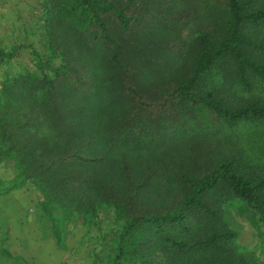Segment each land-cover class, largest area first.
Returning <instances> with one entry per match:
<instances>
[{
    "label": "trees",
    "instance_id": "1",
    "mask_svg": "<svg viewBox=\"0 0 264 264\" xmlns=\"http://www.w3.org/2000/svg\"><path fill=\"white\" fill-rule=\"evenodd\" d=\"M57 2L59 25L68 23L66 17L75 24L68 23L71 27L65 32L67 36L49 32L47 57L34 53L38 73L17 75L2 88L0 158L11 161L24 179L36 180L46 202L63 207L78 201V208L85 212L104 206L120 214L116 167L107 168L102 158L82 159L79 152L87 151L83 137L87 142L94 140V149L104 154L115 148L142 151L151 140L147 141L146 136L142 140L138 138L144 131L141 126L120 127L114 135L113 119L127 116L131 102L125 96L115 98L106 93L103 86L95 85L96 90L87 94L92 102H96L92 99L94 95L108 94L105 102L108 110L97 112L101 108L99 103L90 109L89 115L95 118L92 131L89 133L82 123H70L72 119H83L84 114L75 110L71 118L64 116L61 110L67 108L63 94L67 81L62 85L58 81L61 83V77L71 74L77 79L90 75L88 69L93 73L90 77H99V65L105 58L103 51L88 45L98 38L82 36L83 32L90 35L92 29L100 32L97 42L111 47L108 60L114 71L120 76L127 73L119 61L122 45L108 34L105 18L114 14L123 32L128 30L130 22L137 20L127 16V6L117 5L115 0ZM202 3L209 14L202 13L203 27L195 30L189 42L182 41L166 78L173 90L162 105L171 97L178 100L180 108H189L193 113L205 109L227 129L245 123H264V99L251 96L240 102L229 92L250 94L264 89V0H203ZM83 23L87 26L81 31ZM50 24L46 20L44 29ZM61 34L63 37L58 38ZM15 53L17 48L13 46L0 50L8 59ZM53 59L59 61L56 66L51 63ZM79 59L84 61V69L78 70L73 65ZM90 60L92 63L88 64ZM209 78L211 87L201 91ZM60 89L63 93H59ZM40 92L42 98H37ZM126 94L139 99L130 87ZM83 101L89 103L86 95L78 98L81 104ZM32 105L41 112L44 124L35 114H28L30 108L34 109ZM95 135L99 138L94 139ZM84 165L102 172L88 175L84 168L79 169ZM76 168L79 170L73 174L71 169ZM246 173L243 163L227 157L216 160L203 174L178 175L175 182L180 200L167 213L123 216L126 220L117 236L112 264H257L254 256L242 250L238 232L226 219L228 205L238 201L256 217L264 231V177L252 178ZM69 185L74 193L68 189ZM87 190L91 195H83Z\"/></svg>",
    "mask_w": 264,
    "mask_h": 264
},
{
    "label": "rangeland",
    "instance_id": "2",
    "mask_svg": "<svg viewBox=\"0 0 264 264\" xmlns=\"http://www.w3.org/2000/svg\"><path fill=\"white\" fill-rule=\"evenodd\" d=\"M115 2L126 5V15L137 20L130 22L128 30L123 32L114 14L105 18L108 34L122 45L119 61L127 73L120 76L114 71L108 60L111 47L97 42L100 32L92 29L90 35L83 32L82 36L98 38L88 45L103 51L101 57L105 58L99 65V77H90L93 73L88 69L90 75H81L79 79L74 74L67 75L61 77L58 84L67 81L65 93L63 89L59 92L65 94L67 108L61 110L64 116L71 118L75 110L84 114L83 119H72L70 123H82L84 129L92 131L95 118L89 115L90 109L99 103L101 108L96 109L97 112L108 110L105 104L108 94L94 95L92 99L96 102L87 94L96 90L93 86H103L106 93L115 98L125 96L131 102L127 116L113 119L114 135L120 127L141 126L144 131L138 138L142 140L146 136L147 141L151 140L142 151L115 148L104 154L94 149V140L87 142L83 137L87 151L79 152L82 159L102 158L107 168L116 167L121 213L116 214L113 208L104 206L85 212L78 208V201L63 207L46 202L36 180L24 179L11 161L0 158V264H112L117 236L126 220L123 216L167 213L180 200L175 182L178 175L203 174L216 160L230 157L243 163L246 174L252 178L264 177V123H245L227 129L205 109L193 113L189 108H180L178 100L171 97L162 105L173 90L166 78L182 41L189 42L195 30L203 27L200 15L209 14L203 8V0ZM56 3L57 0H0V50L17 48L10 59L0 54V92L17 75L38 73L34 53L47 57L49 32L67 36L69 24H75L72 18L66 17L69 24L59 25ZM46 20L51 23L46 26L48 29L43 27ZM86 26L83 23L81 31ZM68 40L71 41L70 37ZM83 62L79 59L73 65L81 70ZM51 63L56 66L59 61L53 59ZM91 63L90 60L88 64ZM209 80L201 91L211 87ZM128 87L137 92L139 99L126 94ZM229 92L240 102L251 96L264 99L261 88L250 94ZM42 93L36 97L42 98ZM85 95L89 103L78 102V98ZM32 113L44 124V117L36 107L28 110V114ZM96 138L99 136L95 135ZM81 168L88 175L102 172L91 165ZM79 169H71V172ZM68 189L72 190V185ZM90 193L87 190L83 195ZM90 199L96 201L94 196ZM226 212L228 224L238 232L242 250L254 256L257 264H264V231L256 217L238 201L230 202Z\"/></svg>",
    "mask_w": 264,
    "mask_h": 264
}]
</instances>
